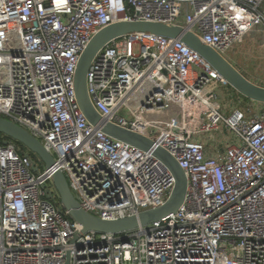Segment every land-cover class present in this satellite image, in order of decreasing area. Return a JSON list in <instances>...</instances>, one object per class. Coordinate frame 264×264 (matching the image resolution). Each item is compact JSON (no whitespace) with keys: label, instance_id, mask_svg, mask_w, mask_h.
I'll list each match as a JSON object with an SVG mask.
<instances>
[{"label":"built area","instance_id":"2783aa9c","mask_svg":"<svg viewBox=\"0 0 264 264\" xmlns=\"http://www.w3.org/2000/svg\"><path fill=\"white\" fill-rule=\"evenodd\" d=\"M117 22L179 26L224 57L264 35V0H0V118L54 160L41 169L0 134V264H264V104L238 98L225 113L216 88L229 85L179 38L131 32L110 41L89 65L86 91L104 122L175 159L186 177L182 204L121 234L81 233L62 208L56 171L102 220L157 208L174 186L151 150L91 126L76 102L82 51Z\"/></svg>","mask_w":264,"mask_h":264},{"label":"water","instance_id":"95a60500","mask_svg":"<svg viewBox=\"0 0 264 264\" xmlns=\"http://www.w3.org/2000/svg\"><path fill=\"white\" fill-rule=\"evenodd\" d=\"M131 32H149L164 37L179 38L185 45L197 52L236 93L249 101L264 104V87L248 80L223 56L210 47L203 45L195 35L179 26L168 27L164 24L152 22H117L99 30L85 46L76 66L73 78L76 102L91 126L99 127L109 137L136 149L142 151L151 150L153 157L160 161L172 174L174 186L165 203L157 208L142 211L136 216L117 220H102L82 210L71 194L63 174L60 171L54 172L51 181L59 202L70 218L81 226V233L93 231L106 234H121L139 226L149 225L169 214L175 213L185 197L186 177L175 159L161 147H153L151 140L111 123L104 122L92 106L87 95L86 73L95 54L110 41ZM0 134L20 143L29 153L37 157L46 168L53 165V158L43 146L17 125L0 118ZM47 198H51V195L47 194Z\"/></svg>","mask_w":264,"mask_h":264},{"label":"rangeland","instance_id":"374dc122","mask_svg":"<svg viewBox=\"0 0 264 264\" xmlns=\"http://www.w3.org/2000/svg\"><path fill=\"white\" fill-rule=\"evenodd\" d=\"M226 60L231 63L244 77L251 82L264 87V35L259 33H251L243 44L236 45L226 55ZM232 89H226L223 86L216 88L218 94H220L219 102L225 105V113H229L232 108L237 107L240 104L238 96ZM231 95L229 96V94ZM241 99V98H240ZM238 101V102H237ZM246 104L247 102H244ZM237 105V106H235ZM249 106V104H248ZM255 105L250 108L255 109ZM227 132L223 131L221 139L227 138ZM222 141V140H221ZM210 142L206 143V150L209 149ZM214 148V145L211 148ZM220 148V145L215 146ZM212 149L208 150L211 152ZM39 167L44 168V164L36 159Z\"/></svg>","mask_w":264,"mask_h":264},{"label":"trees","instance_id":"16d2710c","mask_svg":"<svg viewBox=\"0 0 264 264\" xmlns=\"http://www.w3.org/2000/svg\"><path fill=\"white\" fill-rule=\"evenodd\" d=\"M230 88V87H229ZM231 89V88H230ZM233 90V89H232ZM234 91V90H233ZM235 92V91H234ZM236 93V92H235ZM239 98H241L244 102H248L249 100H247L246 98L242 97L241 95H239L238 93L236 94ZM14 143L19 147V150H20V153H28L29 156L33 159H35L36 157L32 154V153H29L25 147H23L20 143L18 142H15ZM57 202H58V199H55Z\"/></svg>","mask_w":264,"mask_h":264},{"label":"crops","instance_id":"0c3cea01","mask_svg":"<svg viewBox=\"0 0 264 264\" xmlns=\"http://www.w3.org/2000/svg\"><path fill=\"white\" fill-rule=\"evenodd\" d=\"M214 137H217V134Z\"/></svg>","mask_w":264,"mask_h":264}]
</instances>
